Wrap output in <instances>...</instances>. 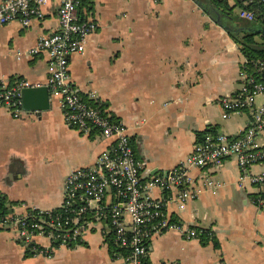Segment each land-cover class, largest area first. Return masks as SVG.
<instances>
[{
	"label": "crops",
	"instance_id": "obj_1",
	"mask_svg": "<svg viewBox=\"0 0 264 264\" xmlns=\"http://www.w3.org/2000/svg\"><path fill=\"white\" fill-rule=\"evenodd\" d=\"M227 1L236 8L235 0ZM59 7L60 0H50L45 17L29 27L17 20L0 26V78L47 82L48 54L28 51L42 34L58 29ZM79 12L99 26L85 51L70 57L72 79L85 98L95 91L127 124L135 154L146 162L144 177L174 168L206 131L237 135L263 103L256 96L253 108L222 117L217 99L238 88L244 57L196 0H86ZM111 142L97 130L84 134L67 124L61 99L51 93L46 108L24 109L21 119L1 107L0 191L6 204L59 208L66 176L95 164ZM208 172L222 184L215 195L203 191L184 211L171 207L184 225L210 230L208 240L168 230L151 241L146 264H264V212L248 201L250 185L237 186L235 159ZM35 241L52 247L51 255H27L16 230L0 229V264H128L115 258L119 248L99 227L72 248L41 236Z\"/></svg>",
	"mask_w": 264,
	"mask_h": 264
},
{
	"label": "built area",
	"instance_id": "obj_2",
	"mask_svg": "<svg viewBox=\"0 0 264 264\" xmlns=\"http://www.w3.org/2000/svg\"><path fill=\"white\" fill-rule=\"evenodd\" d=\"M49 1L0 0V26L17 20L29 27L34 20L45 17ZM84 1L60 0L58 29L42 34L28 51L31 56L48 54L47 82L1 77L0 108L9 109L14 118L21 119L24 90L46 86L61 99L67 124L84 134L97 130L112 140L111 145L100 153L95 164L75 168L66 176L59 208L7 205L9 211L0 214V229L16 230L27 255L50 256L52 247L41 246L36 237L72 248L84 243L87 234L99 227L105 238L124 249L125 253L114 255L116 259L146 264L151 241L168 230H177L185 238H199L203 232L211 235L208 229L186 226L174 219L171 207L184 211L203 191L215 195L222 184L208 169L221 167L229 158L235 159L239 170L237 186L250 185L253 191L248 201L264 212V60L244 58L238 70V88L217 99L223 118L253 108L256 96L262 99L242 131L237 135L206 131L174 168L144 177L146 162L137 158L127 124L106 109L95 91L85 98L72 79L70 57L85 51L89 36L99 26L80 14ZM263 4L264 0H235L236 14L247 21L262 19L264 16L250 7ZM17 206L23 211H16Z\"/></svg>",
	"mask_w": 264,
	"mask_h": 264
},
{
	"label": "trees",
	"instance_id": "obj_3",
	"mask_svg": "<svg viewBox=\"0 0 264 264\" xmlns=\"http://www.w3.org/2000/svg\"><path fill=\"white\" fill-rule=\"evenodd\" d=\"M196 2L213 19H218L222 26H228L227 33L236 42L244 58L264 60V17L252 21L242 20L237 14L235 16L232 14L234 6H230L227 0H196ZM250 8L255 9L257 14L264 16V4ZM223 19L227 20L228 23H223ZM8 211L5 197L1 195L0 214L3 215ZM207 237L206 232L200 235L204 242L208 240ZM119 250L125 253L124 249Z\"/></svg>",
	"mask_w": 264,
	"mask_h": 264
},
{
	"label": "water",
	"instance_id": "obj_4",
	"mask_svg": "<svg viewBox=\"0 0 264 264\" xmlns=\"http://www.w3.org/2000/svg\"><path fill=\"white\" fill-rule=\"evenodd\" d=\"M228 29V26H224ZM49 89L46 86L27 88L23 94V108L25 110L44 109L49 105Z\"/></svg>",
	"mask_w": 264,
	"mask_h": 264
},
{
	"label": "rangeland",
	"instance_id": "obj_5",
	"mask_svg": "<svg viewBox=\"0 0 264 264\" xmlns=\"http://www.w3.org/2000/svg\"><path fill=\"white\" fill-rule=\"evenodd\" d=\"M236 13H237V9L236 8H233L232 14L235 16Z\"/></svg>",
	"mask_w": 264,
	"mask_h": 264
}]
</instances>
